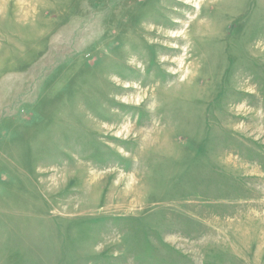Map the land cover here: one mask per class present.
I'll return each mask as SVG.
<instances>
[{
    "label": "rangeland",
    "instance_id": "1",
    "mask_svg": "<svg viewBox=\"0 0 264 264\" xmlns=\"http://www.w3.org/2000/svg\"><path fill=\"white\" fill-rule=\"evenodd\" d=\"M0 264H264V0H0Z\"/></svg>",
    "mask_w": 264,
    "mask_h": 264
}]
</instances>
